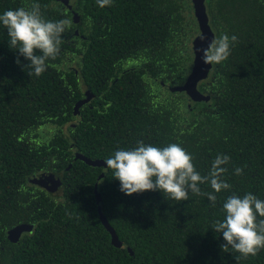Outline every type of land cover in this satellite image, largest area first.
I'll return each instance as SVG.
<instances>
[{
  "label": "trees",
  "instance_id": "16d2710c",
  "mask_svg": "<svg viewBox=\"0 0 264 264\" xmlns=\"http://www.w3.org/2000/svg\"><path fill=\"white\" fill-rule=\"evenodd\" d=\"M32 2L0 0V13ZM38 2L46 19L70 18L72 32L37 78L18 66L0 29V264H264V250L241 258L211 229L226 197L264 199V2L205 0L215 38L238 41L198 85L209 97L198 102L169 90L192 67L190 0H114L104 9L95 0ZM86 91L92 98L74 115ZM138 141L180 144L201 175L217 155L230 156L231 189L215 206L191 193L186 201L158 191L127 196L105 164L75 159L104 161ZM39 173L57 177L58 188L32 184ZM21 224L31 231L13 243L8 231Z\"/></svg>",
  "mask_w": 264,
  "mask_h": 264
},
{
  "label": "clouds",
  "instance_id": "9594fccd",
  "mask_svg": "<svg viewBox=\"0 0 264 264\" xmlns=\"http://www.w3.org/2000/svg\"><path fill=\"white\" fill-rule=\"evenodd\" d=\"M264 2V0H262ZM114 0H95L97 7H111ZM72 20L46 19L38 0L30 7L9 9L0 13V29L6 30L9 48L18 54L16 63L26 68L29 76L40 77L47 71L48 62L56 60L64 37L72 32ZM203 39V38H201ZM238 41L236 35L223 34L202 49L205 65H219L226 61ZM20 57L28 63L22 65ZM194 157L178 143L154 146L138 141L130 149H118L103 162L119 181L120 191L127 196L158 191L173 201H186L189 193L204 195L215 206L217 194L232 187L224 178L230 156L219 154L211 162L206 175L196 171ZM236 176L243 174L242 167H234ZM207 184L212 191L203 192ZM223 218L216 220L211 229L222 234L226 242L222 250L231 249L241 258L256 256L264 250V199L251 192L230 195L222 203Z\"/></svg>",
  "mask_w": 264,
  "mask_h": 264
},
{
  "label": "water",
  "instance_id": "95a60500",
  "mask_svg": "<svg viewBox=\"0 0 264 264\" xmlns=\"http://www.w3.org/2000/svg\"><path fill=\"white\" fill-rule=\"evenodd\" d=\"M59 1L65 6H69L70 0H59ZM190 1L192 4L193 14L198 27V34L194 37L191 43V48L193 53L192 67L184 83L178 86L170 87L169 90L171 92H183L186 94V96L189 97V99L198 102L202 100H209V97L204 96L198 90V85L208 78L212 68V65H205L203 63L202 60L203 53L201 50L207 48L208 44H210L211 41L215 39V34L209 24V17L205 6V0H190ZM73 18L74 21L78 19L76 14H74ZM91 98L92 95L88 91H86L85 98L78 101L74 106V110H73L74 115H77L79 108L84 104H86L87 102H89ZM75 159H80L89 166L102 167L104 165V162L102 160H89L85 157H82L79 154H76ZM30 182L32 184H36L35 178H32ZM43 183L48 187L47 190L52 191L58 188L59 179L52 174H47V177L44 179ZM96 200L99 203L100 197L97 192H96ZM98 213L101 223L104 225V227L107 229V231L110 234L111 243L116 247H120L121 242L119 241L113 228L109 226V224L107 223L105 217L101 213L100 208H98ZM30 231H31V226L28 224L17 225L8 231L7 238L11 242L15 243L23 233H27Z\"/></svg>",
  "mask_w": 264,
  "mask_h": 264
},
{
  "label": "rangeland",
  "instance_id": "374dc122",
  "mask_svg": "<svg viewBox=\"0 0 264 264\" xmlns=\"http://www.w3.org/2000/svg\"><path fill=\"white\" fill-rule=\"evenodd\" d=\"M69 4L71 5V0L69 1ZM46 177H47V174L39 173L38 175L34 176L33 178H35V183H36L37 186H40L43 189H48V187L43 183L44 182V179Z\"/></svg>",
  "mask_w": 264,
  "mask_h": 264
}]
</instances>
